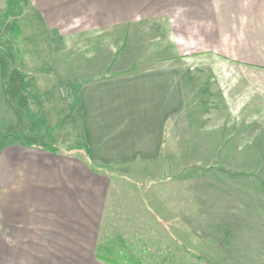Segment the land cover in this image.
Wrapping results in <instances>:
<instances>
[{
    "label": "crops",
    "instance_id": "crops-1",
    "mask_svg": "<svg viewBox=\"0 0 264 264\" xmlns=\"http://www.w3.org/2000/svg\"><path fill=\"white\" fill-rule=\"evenodd\" d=\"M9 3L16 16L0 20V52L21 48L10 34L17 25L31 58L28 69L16 65L32 79L21 92L49 125L59 84L88 78L91 56L69 51L123 46L125 30L156 27L165 50L164 26L210 22L223 45L205 53L234 58L208 62V77L196 80L166 64L116 66L87 79L76 92L83 152L73 154L50 152L42 140L2 143L24 132L27 117L9 101L0 59V264H111L97 249L113 247L108 240H120L124 227H150L147 219L169 233L191 232L179 222H194L184 214L190 203L210 217L207 230L264 219V208L248 214L242 203V180L264 178L256 164L264 162V0H0V16ZM69 58L84 70H67ZM234 65L254 74L233 75ZM252 162L257 171L235 172Z\"/></svg>",
    "mask_w": 264,
    "mask_h": 264
},
{
    "label": "rangeland",
    "instance_id": "rangeland-1",
    "mask_svg": "<svg viewBox=\"0 0 264 264\" xmlns=\"http://www.w3.org/2000/svg\"><path fill=\"white\" fill-rule=\"evenodd\" d=\"M13 16H16V14ZM212 25L213 23L206 22L182 26H164L167 37L164 48L166 51L162 48V46L164 47L163 43L156 42L160 38L158 28L148 26L125 30L131 33V38L123 46L112 44L111 46H102L100 49L88 48L86 52L77 49L69 51L72 54L79 52L81 57L85 56L88 58L91 56L90 59H94V61L98 59L101 62V59H103L104 62L89 63V59L88 64L85 65L89 73L88 78H77L72 82L65 81V83L59 84L60 98L57 102H54L55 125H49L43 120V110L41 111L39 103L33 100L30 96L31 94L24 93V91L23 93L21 92L23 88L29 89L32 79L30 75L20 73L17 67H19V64L24 66L23 64L25 63L26 66L29 64L28 69L31 65V58L27 54V50L24 49L23 44H21L20 39L15 38V40L17 39L15 42L21 48L11 54H9L10 49H8V53L2 50L0 59L9 67L5 79L10 85L8 90L9 101L15 107L14 109L22 111L27 118H24V132L20 136L6 137L2 143L30 142V144H39V140H42V147L45 145L52 150L55 149L53 152L61 154L83 152L80 130L77 128L78 106L76 103V92L80 85L93 76L98 74L101 76L102 71L104 75H112L116 66L124 67L128 65H131V71L136 72V70H148V68H154L156 65L166 64L168 67L178 69L184 79L196 80L197 78L208 77V71L204 67L208 62H220L221 60L234 58V53L227 57L222 52L217 55L211 53L212 56L209 53H205L211 48L219 51L223 45L221 37H213L214 33L212 34V32L208 31V27L211 28ZM17 28V25L12 24V32L10 34L13 38ZM2 31L3 28L0 29V33ZM191 32H193L192 35ZM106 34L108 33L106 32ZM97 37H100V34ZM101 37L105 36L101 35ZM105 39L108 40L105 41L108 43L116 41L114 39L110 41V38ZM98 40L101 41V39ZM229 40H231L230 44L233 43L232 36ZM88 43L94 42L87 41L85 44ZM8 46L6 45L4 50L7 51L6 48ZM124 57L127 58L126 61L121 62L118 60V58L122 59ZM69 60L71 63L68 64L66 62L65 64L67 70L74 73L76 69L84 70V68L80 69L83 66H78V62L81 59L69 58ZM232 71V74L236 76L254 74L251 70H244L235 65ZM27 73L31 74V72ZM81 76L85 77L86 74ZM12 128L8 126L3 129H7L5 132H9ZM53 133H55L54 136H52ZM256 164L263 166L264 162ZM258 168L255 169L253 162L248 164L241 163L236 165L235 172L241 170L240 172L248 175L251 172L250 169L257 171ZM261 170L264 171V168ZM242 183V203L246 208V212L248 214L252 213V210L256 209V204L259 208H264V178L243 179ZM189 207L191 211H188L187 209L189 208H187L184 214L189 215L191 212V218L194 222L192 219L190 221L194 224H187L185 222V220L188 221L186 216L181 217L179 222L181 229H192L191 232L169 233L167 231L170 229L157 228V224L154 225L155 223L151 220L145 219L142 223L150 227L143 226V228H139L135 226L138 229L134 228V231H132V228L127 229L124 227L121 233L117 234L121 237L120 240H108L109 242L112 241L113 247L110 248L113 249L114 253L111 254L108 251V249L110 250L109 247L105 250L104 247L101 248L99 246L96 257L111 261V264H264V219L256 220L258 222L257 226L254 225V219L248 218L247 220L245 218L244 222H227L225 226L222 225L219 228L215 226L207 230L205 224L210 217L206 218L204 211H201L197 204L193 205L190 203ZM228 215H230V212L223 216L225 218ZM209 224L212 225L210 221ZM126 234L129 237L123 236Z\"/></svg>",
    "mask_w": 264,
    "mask_h": 264
},
{
    "label": "trees",
    "instance_id": "trees-1",
    "mask_svg": "<svg viewBox=\"0 0 264 264\" xmlns=\"http://www.w3.org/2000/svg\"><path fill=\"white\" fill-rule=\"evenodd\" d=\"M11 14H12V7L10 6V3H9L7 12H5L4 15L0 17V19H3V20L5 19V20H6V19H8V18L11 17ZM16 31H17V32H16ZM15 33H16V34H15V38L19 39V38H18V36H19V35H18V34H19V33H18V28L15 30ZM17 39H16V40H17ZM9 137H10V136H9ZM43 147H44V148H47L48 150L50 149L49 147H47V146H45V145H44ZM50 151L53 152V151H55V149H53V150L50 149ZM97 257H98V256H97ZM98 258H100V257H98Z\"/></svg>",
    "mask_w": 264,
    "mask_h": 264
}]
</instances>
